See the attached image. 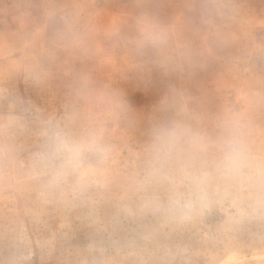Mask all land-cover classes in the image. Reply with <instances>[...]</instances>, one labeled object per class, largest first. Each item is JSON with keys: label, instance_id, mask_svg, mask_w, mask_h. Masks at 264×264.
<instances>
[{"label": "rangeland", "instance_id": "374dc122", "mask_svg": "<svg viewBox=\"0 0 264 264\" xmlns=\"http://www.w3.org/2000/svg\"><path fill=\"white\" fill-rule=\"evenodd\" d=\"M0 264H264V0H0Z\"/></svg>", "mask_w": 264, "mask_h": 264}]
</instances>
